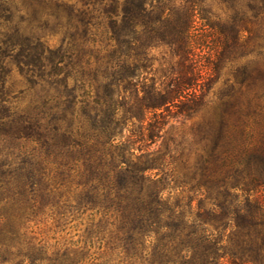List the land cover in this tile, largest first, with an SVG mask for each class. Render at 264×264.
Instances as JSON below:
<instances>
[{"label":"trees","instance_id":"obj_1","mask_svg":"<svg viewBox=\"0 0 264 264\" xmlns=\"http://www.w3.org/2000/svg\"><path fill=\"white\" fill-rule=\"evenodd\" d=\"M263 24L264 0H0V264H264ZM59 187L89 220L49 245Z\"/></svg>","mask_w":264,"mask_h":264},{"label":"rangeland","instance_id":"obj_2","mask_svg":"<svg viewBox=\"0 0 264 264\" xmlns=\"http://www.w3.org/2000/svg\"><path fill=\"white\" fill-rule=\"evenodd\" d=\"M57 43L58 37L48 38L49 45L54 46ZM205 57H208V55H205ZM5 81V87L12 91L13 96L18 99L20 105L22 107H28L29 96L27 93V85L17 75L15 69H12ZM190 124L191 121H185L182 125H177L176 128L179 132H187ZM166 130L168 129L166 128L165 131ZM57 193L61 197L57 199L59 201L58 206L56 208H47L43 214L35 218V223L30 224V230L38 239L47 242L49 245L56 243H75L80 240V236L88 223L90 212L83 213L80 216L79 213L73 209L69 210L68 208L70 212H65L64 206L66 205H64V203L67 196H69L68 199L70 200L68 205L74 207V190L70 188L69 193L66 194L65 188L59 187ZM61 213L63 214L61 215ZM222 264H226V262L222 261Z\"/></svg>","mask_w":264,"mask_h":264}]
</instances>
